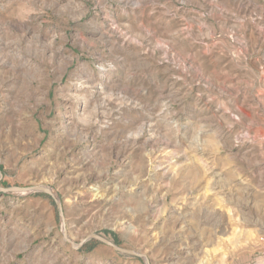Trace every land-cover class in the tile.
I'll return each instance as SVG.
<instances>
[{"label":"rangeland","instance_id":"obj_1","mask_svg":"<svg viewBox=\"0 0 264 264\" xmlns=\"http://www.w3.org/2000/svg\"><path fill=\"white\" fill-rule=\"evenodd\" d=\"M0 171V264H264V0H0Z\"/></svg>","mask_w":264,"mask_h":264},{"label":"water","instance_id":"obj_2","mask_svg":"<svg viewBox=\"0 0 264 264\" xmlns=\"http://www.w3.org/2000/svg\"><path fill=\"white\" fill-rule=\"evenodd\" d=\"M1 176H2V173L0 171V177ZM0 190L5 192V193H13V192H20V193L43 192V193L49 195L55 201V204H56V206H57V208L59 210V215H60V218H61L62 223H63V231H64L65 238L68 241H70L74 247H76L75 243L72 242L67 236V231H66V227H65V216H64L62 203L59 201L57 196L53 193L51 188H49L48 186H45V185H34V186H29V187H18V186H16V187H10V188H0ZM90 238L98 239L101 242L113 247L116 251L123 252V253H128V254H131V255L139 256V257H144L146 259V256H144L142 254H139V253H137V252H135L133 250H129V249H125V248L119 247L118 245H116L112 241H109L108 239H106V238H104L102 236H99V235H96V234H92V235H90L87 238V240L90 239ZM82 244H83V242H81L77 247L81 246Z\"/></svg>","mask_w":264,"mask_h":264}]
</instances>
